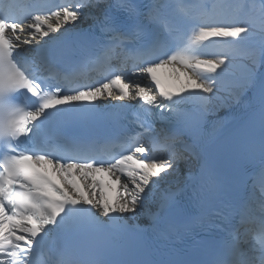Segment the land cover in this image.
<instances>
[{
	"label": "snow or ice",
	"instance_id": "obj_1",
	"mask_svg": "<svg viewBox=\"0 0 264 264\" xmlns=\"http://www.w3.org/2000/svg\"><path fill=\"white\" fill-rule=\"evenodd\" d=\"M256 3L258 19L225 22L217 9L234 5L209 0L199 18L185 20L195 29L186 42L172 30L166 0H67L54 10L0 0V264H264V205L256 219L242 195L257 179L264 188V0ZM84 19L93 23L80 29ZM73 32L74 67L106 66L110 75L66 91L52 48ZM204 42L224 47L207 54ZM129 59L139 61L131 70ZM162 70L172 87L157 75ZM242 98L249 100L245 148L231 179L237 195L218 216L223 236L204 242L198 259L160 249L138 261L78 256L86 244L107 248L101 226L114 240L141 216L163 240L192 231L199 217L182 206V183L199 185L201 214L223 188L206 170L195 176L181 165L200 158L201 130ZM103 99L135 111L111 158L87 154L90 141L60 132L94 121Z\"/></svg>",
	"mask_w": 264,
	"mask_h": 264
},
{
	"label": "bare ground",
	"instance_id": "obj_2",
	"mask_svg": "<svg viewBox=\"0 0 264 264\" xmlns=\"http://www.w3.org/2000/svg\"><path fill=\"white\" fill-rule=\"evenodd\" d=\"M230 2L234 5V7L231 10H229L227 13L223 12V10L221 9H217L218 15H225L228 17V19L225 22H231V19L233 17H241L243 14L245 15L244 18L246 19H258L259 5L258 3H256V0H230ZM217 3H223V0H217ZM253 4L256 5L255 8L251 7V5ZM239 5H248V7L241 8V7H238ZM211 22H214V21H211V20L208 21V23H211ZM80 24H83V20L80 22ZM218 43L221 47H224L222 43L220 42ZM157 75L161 78L162 83H164L167 87L173 86V82L167 79L168 73L165 70H162ZM241 100L239 101V103L241 102ZM239 103L234 102L231 104L230 107H225L223 109H220L219 115H221L226 110L237 106Z\"/></svg>",
	"mask_w": 264,
	"mask_h": 264
}]
</instances>
